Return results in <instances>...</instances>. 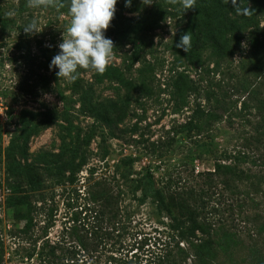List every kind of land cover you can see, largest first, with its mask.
<instances>
[{
    "label": "rangeland",
    "instance_id": "rangeland-1",
    "mask_svg": "<svg viewBox=\"0 0 264 264\" xmlns=\"http://www.w3.org/2000/svg\"><path fill=\"white\" fill-rule=\"evenodd\" d=\"M147 2L118 0L107 70L80 69L69 82L49 64L71 21L70 0L36 8L0 0V264H151L181 250L192 264L203 242L204 264H250L219 243L221 228L249 241L247 218L264 211L252 187L264 190L259 118L238 93L260 83L254 77L264 83V64L251 66L248 34L231 57L203 44L201 59L192 56V39L187 52L175 46L191 37V14ZM150 11L159 24L140 45L118 36L119 23ZM32 20L41 33L23 31ZM257 20L263 29L264 16ZM255 90L262 100L264 87ZM228 167L243 176L233 179ZM148 172L166 205L136 183ZM194 208L204 209V233L185 241Z\"/></svg>",
    "mask_w": 264,
    "mask_h": 264
},
{
    "label": "trees",
    "instance_id": "trees-1",
    "mask_svg": "<svg viewBox=\"0 0 264 264\" xmlns=\"http://www.w3.org/2000/svg\"><path fill=\"white\" fill-rule=\"evenodd\" d=\"M167 1L179 8H183L184 12L188 11L189 15L191 14L188 28L190 29L191 39L194 44V49L191 53L192 56H198L201 59L199 45L203 44L204 48L205 46L211 45L212 53L217 54L218 57L225 55L231 57L237 49V46H239L241 37L248 34L252 45L250 54L251 66L255 69V67H258V63L263 62L264 64V28L261 29L259 27V21L257 20L260 16H264V0H195L194 9L183 7L182 0ZM127 21V24L126 22L121 24V22L117 25L118 36L120 38H127L134 35L136 38L135 44L137 45H140L139 43L143 41L142 36H147L154 32L159 24L156 13L153 11L141 15L137 19H128ZM122 26L123 29L121 28ZM251 28L254 30L249 31ZM254 79H257L260 83L252 86V83L249 85L245 82V85L239 87L240 91L238 90V93L241 92L246 95L243 100L244 108H250L252 106L258 114V136L254 139V143L264 150V97L260 100L259 95L261 94L258 93L260 87L258 91L255 90L258 86L264 87V83H261L262 78L254 77ZM211 115L214 119L218 117L216 114ZM211 115L210 117H212ZM227 170L233 179L239 174L240 177L243 176L237 169L232 167H228ZM217 172L218 170L215 173ZM136 183L142 187L146 198L157 199L162 205L167 204L168 194L165 193V188L156 186L155 178L151 173L144 174ZM252 187L254 189L256 188L255 190H257L256 192L259 195L264 196V190L261 187L254 185V183ZM233 188L236 189L235 187ZM202 207L204 206L202 205ZM203 212L204 209L199 214V211L195 208L188 211L184 222L187 228H185V233H181V237L185 241L195 237L196 232L204 233L202 224L199 223V220L203 218ZM247 219H251V223L255 229L253 234H249V237H247L249 241H245L246 239L243 240L237 234H231V231H227L226 228H221L223 235L222 242L219 245L223 248L227 247L229 249L228 252L231 251L232 254L234 252L238 253L239 256L243 257V259L240 258L242 261H245L246 259L244 257L247 256L250 264H264V211L258 210L255 218L249 217ZM207 244L203 242V244L199 245V248H204V251L207 249ZM203 251L193 255L194 261H191L192 264H204ZM181 252L182 254L181 256L179 255V259L177 257L168 259L158 256L151 264H187L184 255L186 253L184 250H181ZM120 264L135 263L123 262Z\"/></svg>",
    "mask_w": 264,
    "mask_h": 264
},
{
    "label": "clouds",
    "instance_id": "clouds-1",
    "mask_svg": "<svg viewBox=\"0 0 264 264\" xmlns=\"http://www.w3.org/2000/svg\"><path fill=\"white\" fill-rule=\"evenodd\" d=\"M49 0H28L29 7H40ZM118 0H70V24L64 28L60 51L52 58L49 68L56 76L69 82L79 77L80 69H90L103 74L111 60L114 48L113 40L106 36L115 13ZM127 6L131 0H126ZM144 3L151 4L144 0ZM195 0H182V6L194 9ZM29 35L41 33L36 20L23 27ZM175 46L186 52L191 47V37L184 33Z\"/></svg>",
    "mask_w": 264,
    "mask_h": 264
},
{
    "label": "built area",
    "instance_id": "built-area-1",
    "mask_svg": "<svg viewBox=\"0 0 264 264\" xmlns=\"http://www.w3.org/2000/svg\"><path fill=\"white\" fill-rule=\"evenodd\" d=\"M0 112H1V113H4V111H3L1 108H0ZM2 115H3V114H2Z\"/></svg>",
    "mask_w": 264,
    "mask_h": 264
}]
</instances>
